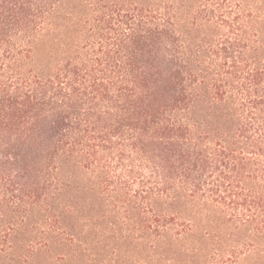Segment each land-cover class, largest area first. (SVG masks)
<instances>
[{
  "label": "trees",
  "instance_id": "1",
  "mask_svg": "<svg viewBox=\"0 0 264 264\" xmlns=\"http://www.w3.org/2000/svg\"><path fill=\"white\" fill-rule=\"evenodd\" d=\"M71 169L264 236V0H0V200L49 211Z\"/></svg>",
  "mask_w": 264,
  "mask_h": 264
},
{
  "label": "rangeland",
  "instance_id": "2",
  "mask_svg": "<svg viewBox=\"0 0 264 264\" xmlns=\"http://www.w3.org/2000/svg\"><path fill=\"white\" fill-rule=\"evenodd\" d=\"M64 174L68 189L49 211L18 219L0 200V264H264V236L235 229L217 211L157 205L175 216L151 227L149 213L122 208L85 171Z\"/></svg>",
  "mask_w": 264,
  "mask_h": 264
}]
</instances>
